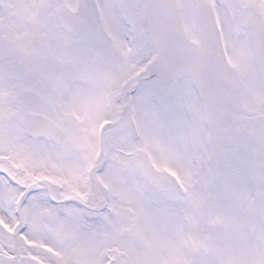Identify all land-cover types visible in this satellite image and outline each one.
<instances>
[{"label":"snow or ice","instance_id":"snow-or-ice-1","mask_svg":"<svg viewBox=\"0 0 264 264\" xmlns=\"http://www.w3.org/2000/svg\"><path fill=\"white\" fill-rule=\"evenodd\" d=\"M0 264H264V0H0Z\"/></svg>","mask_w":264,"mask_h":264}]
</instances>
